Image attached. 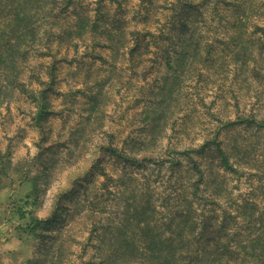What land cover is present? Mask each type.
I'll return each instance as SVG.
<instances>
[{
  "label": "rangeland",
  "instance_id": "rangeland-1",
  "mask_svg": "<svg viewBox=\"0 0 264 264\" xmlns=\"http://www.w3.org/2000/svg\"><path fill=\"white\" fill-rule=\"evenodd\" d=\"M180 1L0 0V264H180L202 201L255 261L264 0Z\"/></svg>",
  "mask_w": 264,
  "mask_h": 264
},
{
  "label": "trees",
  "instance_id": "trees-1",
  "mask_svg": "<svg viewBox=\"0 0 264 264\" xmlns=\"http://www.w3.org/2000/svg\"><path fill=\"white\" fill-rule=\"evenodd\" d=\"M184 0H181L180 2H183ZM187 4H190V6H194V3L192 1H186ZM243 18L238 17L236 18L235 23L238 24ZM151 35H153V33H150ZM176 52L178 54V56L181 55H185L187 52L185 51V49H180L179 47L176 49ZM243 121H232L230 123H232V125L237 124V123H245V121H247L248 119L242 118ZM256 122L257 119L253 118L252 120H248L246 122L247 124L252 125L253 127H255L254 125H258ZM260 126V124H259ZM211 143H215V146L218 148V150L220 151V153L222 154L223 160L222 162L225 164V166L228 169H232L234 166L233 164L230 162L229 160V156L227 155L228 152H225L223 147H222V143L220 141L217 140V138L213 139L212 141L206 142L202 145L201 149H206L207 146H211ZM196 167H198V164H196ZM203 172L201 173V175L199 176V180L196 182V189L200 190V183L202 182L204 175H202ZM199 193V192H198ZM201 197H203L202 193H199ZM249 199V198H248ZM203 202V203H202ZM200 203L201 207H200V211L198 209V213H199V217H201V228L193 233V237H195V239L197 241H199V244L197 246H195L193 249H191L190 247L187 248L186 252H182L179 256L180 258L177 259V261L180 264H192L191 262H188L189 260L193 261V259H199V261H197L196 263L193 264H247L244 262H241L240 260H232L233 257V253H238L240 254V250L242 248H246L247 245L245 242H241L240 243V248H233L234 244H233V237L235 234H237L236 230L233 231V233H227L226 232V224L227 221L225 218H221L219 219V224L216 225L213 222V219L206 217L205 213L208 212L210 209L207 207V203L206 201H202ZM246 204L251 205L253 204L252 200H248L246 201ZM214 210H218V208H215ZM230 213L233 215V217L236 219L239 214H235L232 213V211H230ZM203 215V216H202ZM249 226V225H248ZM260 228L264 231V225L260 226ZM227 233V235H231L230 238L227 241H222L221 240V236L224 233ZM251 246L252 249L251 251H247L246 253H249L251 255H253V263L251 264H264V236H258L255 239H251ZM171 249V248H170ZM169 249V250H170ZM218 252L215 255L214 259L210 258V253L211 252ZM169 255H161V254H157L158 257V262L159 260H163L166 262V264H170L171 263V257L174 256V253H168ZM181 259H183L181 261ZM222 259V261L217 262L218 260ZM259 260V262L256 263V261Z\"/></svg>",
  "mask_w": 264,
  "mask_h": 264
}]
</instances>
